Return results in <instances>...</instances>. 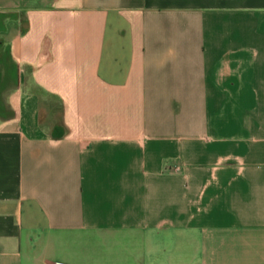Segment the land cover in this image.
Here are the masks:
<instances>
[{"label":"crops","instance_id":"crops-1","mask_svg":"<svg viewBox=\"0 0 264 264\" xmlns=\"http://www.w3.org/2000/svg\"><path fill=\"white\" fill-rule=\"evenodd\" d=\"M0 264H264V0H0Z\"/></svg>","mask_w":264,"mask_h":264},{"label":"trees","instance_id":"trees-1","mask_svg":"<svg viewBox=\"0 0 264 264\" xmlns=\"http://www.w3.org/2000/svg\"><path fill=\"white\" fill-rule=\"evenodd\" d=\"M5 17L6 15L0 16V30L3 29ZM18 73V65L12 57L10 47L0 44V118L15 116V111L6 103L4 93L18 85Z\"/></svg>","mask_w":264,"mask_h":264}]
</instances>
